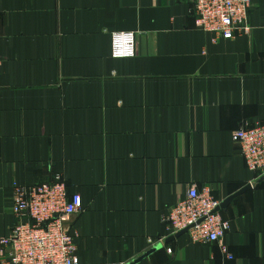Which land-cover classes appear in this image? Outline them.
<instances>
[{"label":"crops","instance_id":"crops-1","mask_svg":"<svg viewBox=\"0 0 264 264\" xmlns=\"http://www.w3.org/2000/svg\"><path fill=\"white\" fill-rule=\"evenodd\" d=\"M251 1L250 33L214 41L191 0H0V237L15 186L59 173L83 201L66 223L80 264H264V174L232 137L264 122ZM117 32L135 33L134 55L114 56ZM192 185L221 203L251 185L220 208L221 241L170 239Z\"/></svg>","mask_w":264,"mask_h":264},{"label":"built area","instance_id":"built-area-1","mask_svg":"<svg viewBox=\"0 0 264 264\" xmlns=\"http://www.w3.org/2000/svg\"><path fill=\"white\" fill-rule=\"evenodd\" d=\"M196 26L213 40L249 34L251 0H191ZM134 32L113 34L116 57L134 55ZM246 166L264 174V122L233 131ZM221 200L209 190L192 185L185 198L165 216L169 235L187 229L194 243L221 241L230 223L221 214ZM83 209L80 194H69L66 180L57 173L51 181L16 185L13 195L15 222L8 235L0 237V264H80L74 235L66 223ZM228 252L227 247H222ZM172 253L173 249L168 248Z\"/></svg>","mask_w":264,"mask_h":264},{"label":"water","instance_id":"water-1","mask_svg":"<svg viewBox=\"0 0 264 264\" xmlns=\"http://www.w3.org/2000/svg\"><path fill=\"white\" fill-rule=\"evenodd\" d=\"M250 187H251V185H247V186H246L242 191H240L239 193H237V194H235V195H232V196L228 197V199H227L226 201H224V202L221 204L220 208L225 207L228 203H230V201H232L233 198H235L238 194L242 193L244 190L249 189ZM186 232H187V229H186V230H183V231H181L180 233L176 234L175 236H171V238H170V237H169V238L172 239V238H174V237H178V236H180L181 234L186 233Z\"/></svg>","mask_w":264,"mask_h":264}]
</instances>
